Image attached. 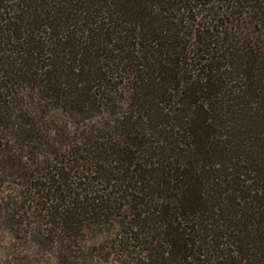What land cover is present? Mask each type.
I'll use <instances>...</instances> for the list:
<instances>
[{"label": "trees", "instance_id": "16d2710c", "mask_svg": "<svg viewBox=\"0 0 264 264\" xmlns=\"http://www.w3.org/2000/svg\"><path fill=\"white\" fill-rule=\"evenodd\" d=\"M38 155L108 187L50 212L60 168L23 172L8 252L78 264L89 223L143 238L149 264H264V0H0L1 172Z\"/></svg>", "mask_w": 264, "mask_h": 264}, {"label": "rangeland", "instance_id": "374dc122", "mask_svg": "<svg viewBox=\"0 0 264 264\" xmlns=\"http://www.w3.org/2000/svg\"><path fill=\"white\" fill-rule=\"evenodd\" d=\"M123 42L124 45H126L127 41L123 40ZM123 103V108H125L128 100L123 101ZM116 118L120 119V114H118ZM82 128L83 125L79 124V126H77L75 122H70L67 123L65 132L69 135L73 134L74 137L81 132ZM118 130L120 134L121 129ZM74 133L76 134L74 135ZM68 144L73 145L72 143H65V145ZM80 146L83 147V145ZM44 158L45 156L43 155H38V157L36 156V159L27 156L26 158L20 159V161H17L12 166H8L7 173L4 174L1 172L2 166L0 165V181L4 182V190L0 188V264H14L13 262L16 258L22 257H26L30 260L31 263L29 264H58L54 252L48 251L41 252V254H39L41 256L37 258L39 259V262H34L36 258V248L35 244L29 241L21 243L20 246H17V251L8 252L9 249H12L14 241L10 236L11 232L9 229L8 216L11 215L16 208H18L16 206V208L13 209L12 202L10 203L9 199L15 196L16 205H21L19 202L25 200L23 195V193L27 192H23V190H26L24 189L25 182L22 183L23 187L15 185L23 182V179H21V174L23 172L32 174L28 185H34L39 181L42 183L44 182L43 173L50 172V169L54 170V168H60L58 176H53L52 173L48 175V177L52 179L50 182L53 185H57L60 189H63L58 193L61 197H63L61 199L62 202L59 200H51L45 205L50 212H53V207L57 203L59 204V208L57 209L58 211L66 209L71 197L73 198V193H80V189L78 188H83L87 184H91L96 187H108L104 177L96 175L92 172L94 171L93 169L96 165L95 163H90L89 161L84 162L81 159L73 160L70 157L62 159L61 157H58L56 159H51L46 156V159ZM112 158L113 157L109 154L104 156V159L108 160L105 165H107L109 169L114 166L112 162H110ZM45 160L47 163L43 164ZM57 162L63 163V165H58ZM41 167H46V170H43V173L39 171ZM6 174L7 177L4 176ZM39 174H42V177H39ZM91 178H94V181H91ZM16 192L18 193L16 194ZM36 204H39L38 199H34L31 203V213H29V217L31 218H34L35 213L39 212L38 210L40 207ZM40 211L45 212L44 210L42 211V209H40ZM125 219L127 221L128 218ZM42 226L45 229L48 225L45 223V225L43 224ZM83 226V232L78 235L79 244L82 246L81 252L76 253L75 260L78 264H149L145 259L147 253L145 251L143 238L130 241L126 240L124 237L120 239V250H118V245L114 240L112 241L113 230H111L108 235L106 233L102 234L105 225H89V223H87L83 224ZM128 242H130L129 246H126ZM23 264L27 263L24 262Z\"/></svg>", "mask_w": 264, "mask_h": 264}]
</instances>
